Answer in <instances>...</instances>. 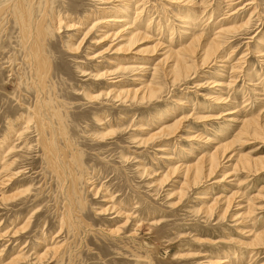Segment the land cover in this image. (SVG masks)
<instances>
[{"label": "rangeland", "instance_id": "obj_1", "mask_svg": "<svg viewBox=\"0 0 264 264\" xmlns=\"http://www.w3.org/2000/svg\"><path fill=\"white\" fill-rule=\"evenodd\" d=\"M125 3L0 0V264H264V0Z\"/></svg>", "mask_w": 264, "mask_h": 264}, {"label": "bare ground", "instance_id": "obj_2", "mask_svg": "<svg viewBox=\"0 0 264 264\" xmlns=\"http://www.w3.org/2000/svg\"><path fill=\"white\" fill-rule=\"evenodd\" d=\"M103 1H109V2H111V1H119V3H123V2H126L124 5V8L126 9V11H127V13L125 12L124 14H123V17H125V19L124 20H122L120 17L121 16H119V17H116L115 18V20L113 19H110V20H106L105 19V21H104V24H109V22L110 21H114V22H112V25H115L116 23L117 24H119V23H122L121 25H127V24H131L130 23V19H131V17L129 16V13L130 12H133V10H134V8H133V4L134 3H138L139 2V0H103ZM137 6L135 7V8H137L138 7V4H136ZM118 6V5H117ZM254 7V6H253ZM121 9V8H120ZM136 12V11H135ZM16 14H17V18H19L18 20H20V22H21V24H22V26H23V29L26 27V19H28V18H26V11H25V8H24V6L22 5V4H20V3H18V5H17V8H16ZM120 15V14H119ZM212 16H210V18H211ZM135 19H136V17H135ZM249 21V20H248ZM103 24V25H104ZM120 26V25H119ZM191 26V25H190ZM102 27H105L106 28V26H102ZM124 27V26H123ZM133 26H128V27H124L123 29H121V27H120V31L119 32H117V33H119L120 34V36H124L123 38L125 39L126 37H127V34H129V36H130V34H131V32L132 31H129V28H132ZM235 27V26H234ZM193 28V27H192ZM135 29V28H134ZM187 29H190V27L188 26V28ZM24 30H26V28L24 29ZM38 30H42L41 28L40 29H38ZM228 30H232V29H229L228 28ZM224 31V29H222V30H219V31H217L216 33H221V32H223ZM104 33V36H105V38L103 39L104 41L106 40V39H108L111 35H110V33H108V34H106L107 33V31H104L103 32ZM133 33V32H132ZM136 33V32H135ZM134 33V34H135ZM112 34V33H111ZM115 34V33H114ZM223 34V33H222ZM117 35V34H116ZM136 36H137V34H135ZM135 35L133 36V37H135ZM191 35H193V34H191ZM220 34H218V36H219ZM114 36V35H113ZM126 36V37H125ZM133 37H131V38H133ZM103 38V37H102ZM127 39H129L130 40V37H127ZM202 39V38H201ZM214 39H215V37H214ZM126 40V39H125ZM199 40V38H195V39H193V41H198ZM205 41V40H204ZM128 42V41H127ZM202 42V41H201ZM260 42V41H259ZM39 43V39H37L36 40V43H35V46L37 45ZM129 43H131L130 41H129ZM134 43V42H133ZM132 43V44H133ZM128 44V43H127ZM202 44V43H201ZM130 45V44H129ZM158 45V44H157ZM163 45V44H162ZM192 47H193V45H191ZM190 46V47H191ZM219 43L218 42H214V41H212L210 44H209V46H208V49L206 50V56L209 58V57H211V56H213L214 54H216V53H218V51H219ZM126 47V46H125ZM189 47V48H190ZM199 47V46H198ZM120 48V47H119ZM186 48H187V46H186ZM194 48V47H193ZM124 49V48H123ZM168 49H170V48H168ZM203 50L205 49V48H202ZM121 49H119V50H117V51H120ZM191 50H193V49H191ZM127 51L129 52V51H131L129 48H127ZM183 51V50H182ZM188 51V50H187ZM195 51V50H194ZM205 51V50H204ZM126 52V51H125ZM165 52V51H164ZM186 52V51H185ZM203 52V51H202ZM134 53H139L140 54V51L139 50H137L136 52H134ZM188 52H186V54H187ZM170 54V55H169ZM173 54H176V61H175V57L174 56H172ZM183 54H185V53H183ZM165 55V54H164ZM167 57L166 58H171V57H173L174 58V60L173 61H175V65H177L178 67H182L181 65H183V61L185 60L183 57H182V54L180 53V52H173V51H170V53H168L167 55H166ZM217 56V55H216ZM220 57V56H219ZM130 58V57H129ZM165 58V57H164ZM211 59V58H210ZM129 60V59H128ZM217 61V60H219L218 58L217 59H215V58H213L212 57V59L210 60V62H209V64L211 63V62H213V61ZM186 62H187V60H185ZM204 61V60H203ZM161 62V61H160ZM157 63V62H156ZM173 63V62H172ZM204 64V63H203ZM206 64V63H205ZM39 65H42V63H39ZM169 65H171V64H169ZM173 65V64H172ZM207 65V64H206ZM169 67V66H168ZM172 67H174V66H172ZM125 69V68H124ZM136 69V68H135ZM184 69V68H183ZM114 70V69H113ZM122 70H123V68H122ZM191 70V69H190ZM166 71V70H165ZM170 72H171V70H170ZM181 72V71H180ZM169 73V72H168ZM104 74V73H103ZM106 74H108V73H106ZM116 74V73H115ZM105 75V74H104ZM103 75V76H104ZM174 75V74H173ZM182 75V74H181ZM102 76V75H101ZM101 78V77H100ZM140 81H143L142 79L140 80ZM116 82V81H115ZM143 83V82H142ZM142 83H141V85H142ZM145 83V82H144ZM146 84H147V82H146ZM144 85V84H143ZM148 85H150L149 83H148ZM153 85V84H152ZM146 86V85H145ZM144 86V87H145ZM151 86V85H150ZM146 88H147V86H146ZM149 88V87H148ZM138 90H139V88H138ZM141 90V89H140ZM125 91V90H124ZM133 91V90H132ZM137 91V90H136ZM146 91V90H145ZM148 91V90H147ZM125 93V92H124ZM130 93H131V91H130ZM129 93V94H130ZM119 94H121V93H119ZM118 94V95H119ZM117 95V96H118ZM122 95V94H121ZM127 95H128V92H127ZM132 95V94H131ZM148 95V94H147ZM90 96V95H89ZM126 96V95H125ZM128 96H130V95H128ZM133 96V95H132ZM134 97V96H133ZM141 97H142V95H141ZM126 98H128V97H126ZM136 98V97H135ZM143 98L144 97H142L141 99L143 100ZM216 98V97H215ZM217 99H219V97H217ZM217 101V100H216ZM221 101H222V99H221ZM219 103H220V101H219ZM234 112V111H233ZM221 116V115H220ZM234 119V118H233ZM164 120V119H163ZM247 120V119H246ZM255 120V119H254ZM184 121V120H183ZM236 121V120H235ZM243 121V120H242ZM252 122H253V120L252 121H246L245 123H243V128H242V131L241 132H243V131H245L244 133H246V135H247V133H250V130L252 131L251 132V134L252 133H255L256 131H258V127L256 128V126L257 125H255L254 127V130H253V126H251L252 125ZM262 122V121H261ZM258 123V122H257ZM177 124V123H176ZM259 124V123H258ZM182 125V124H181ZM161 127H163L164 128V125H162ZM166 128H164V130H162V128H160L162 131H165V129H167L166 130V132H170V130H169V127L167 128V126H165ZM251 127H252V129H251ZM180 128V127H179ZM261 128V127H260ZM262 128H264V127H262ZM263 130V129H262ZM261 130V131H262ZM162 131H160V132H162ZM260 131V130H259ZM156 132H158V131H156ZM240 132V133H241ZM159 133V132H158ZM258 133V132H257ZM256 133V134H257ZM154 134H155V132H154ZM170 134H172V133H170ZM243 133H241L240 135H242ZM259 134V133H258ZM151 135H153V134H151ZM151 135H149V136H151ZM157 135V134H156ZM160 135V134H159ZM238 135V134H237ZM245 135V134H244ZM154 136V135H153ZM158 136V135H157ZM166 136H168V135H166ZM171 136H173V135H171ZM170 136V137H171ZM169 137V138H170ZM238 137V136H237ZM148 139V138H147ZM9 140V139H8ZM155 140H157V139H155ZM148 141V140H147ZM231 144V143H230ZM223 145V144H222ZM225 145H226V143H225ZM7 146V145H6ZM225 147V146H224ZM49 149V148H48ZM219 149H220V147H219ZM222 149V148H221ZM228 149V148H227ZM6 151H9L7 148L5 149V148H3L2 149V152H1V155H0V157H1V162L2 161H4V164H5V167H7L8 168V166H9V163H8V158H6V156L8 155V153L10 152H6ZM217 151L219 152V150L217 149ZM4 153H7L6 155H4ZM224 153H225V150H224ZM3 154V155H2ZM212 155V156H211ZM210 155V157H209V162H210V166H211V170H210V172L211 171H213V169L214 168H217V165H218V159H217V156H216V153H213V154H211ZM74 157V156H73ZM203 157V156H202ZM207 157V156H206ZM205 157V158H206ZM201 158V157H200ZM219 158V157H218ZM241 158V159H240ZM239 159L241 160V161H239L240 163H243V162H250L251 160H250V158H247V157H244V156H242V157H240ZM260 158V157H259ZM207 159V158H206ZM253 159V158H252ZM257 159V158H256ZM203 160V159H202ZM208 160V159H207ZM258 162H261V163H259V165L260 164H263L262 162H263V159L262 158H260V159H258L257 160ZM13 162V161H12ZM205 163H207V162H205ZM204 163V164H205ZM239 163V164H240ZM209 164V163H208ZM220 164V163H219ZM245 164V163H244ZM254 164V163H253ZM254 165H256V164H254ZM253 165V166H254ZM11 166V165H10ZM188 166V165H187ZM209 166V165H208ZM242 166V165H241ZM183 167V166H182ZM190 167V166H189ZM194 167V166H193ZM219 167V166H218ZM243 167H245V166H243ZM246 167H247V165H246ZM6 168V169H7ZM190 168H192V167H190ZM195 168V167H194ZM209 168V167H208ZM207 168V169H208ZM260 168H262V167H260ZM5 169V168H4ZM177 169V168H176ZM205 169V168H204ZM256 169V168H255ZM9 170V169H8ZM184 170V169H183ZM190 170V169H189ZM192 170V169H191ZM234 170V169H233ZM200 171H202V162L200 161L198 164H197V167H196V170H195V175L196 176H194V178L195 179H199L198 177H199V174L201 173ZM216 171V170H215ZM205 172H206V170H205ZM204 174V173H203ZM229 176V175H228ZM192 178H193V176H192ZM6 179V178H5ZM196 182V181H195ZM4 195V194H3ZM7 195V194H6ZM6 195H4V196H2L1 194H0V199H2V200H4V199H6V198H8V195L6 196ZM203 199V198H202ZM251 205V204H250ZM214 206V205H213ZM210 207V206H209ZM239 207V206H238ZM244 216V215H243ZM28 221V220H27ZM28 224V223H27ZM17 229V228H16ZM19 229H21V228H19ZM15 234L17 233V231L16 232H14ZM254 235H255V233H254ZM264 236V235H263ZM263 236H262V233L260 232L259 234H257L256 235V239H264L263 238ZM255 238H254V240H255ZM259 240V241H260ZM258 242V241H257ZM260 243V242H259ZM248 245V244H247ZM54 246V245H53ZM261 246V245H260ZM57 247H58V245H57ZM249 247V246H248ZM256 247V246H255ZM54 248V247H53ZM52 247H51V249H53ZM54 250H58L57 248H54ZM48 251L49 250H47L41 257H43L46 253H48ZM55 251V252H56ZM252 253V252H251ZM40 257V256H39ZM19 259H22V256L20 255H18V256H15L11 261H9L8 263H6V264H10L11 262H14V261H17V260H19ZM228 260V259H227ZM223 261V259L221 260V263L223 264L224 262H222ZM218 262V261H217ZM226 262H229V261H226ZM225 262V263H226ZM224 263V264H225ZM228 264V263H227Z\"/></svg>", "mask_w": 264, "mask_h": 264}]
</instances>
